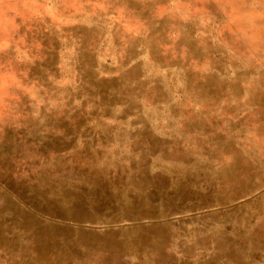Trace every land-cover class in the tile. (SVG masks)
Masks as SVG:
<instances>
[{
	"label": "rangeland",
	"instance_id": "1",
	"mask_svg": "<svg viewBox=\"0 0 264 264\" xmlns=\"http://www.w3.org/2000/svg\"><path fill=\"white\" fill-rule=\"evenodd\" d=\"M0 264H264V0H0Z\"/></svg>",
	"mask_w": 264,
	"mask_h": 264
}]
</instances>
